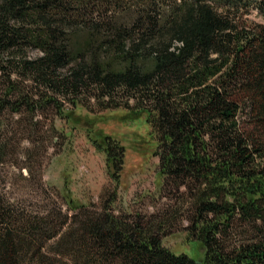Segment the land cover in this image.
<instances>
[{
	"label": "trees",
	"instance_id": "16d2710c",
	"mask_svg": "<svg viewBox=\"0 0 264 264\" xmlns=\"http://www.w3.org/2000/svg\"><path fill=\"white\" fill-rule=\"evenodd\" d=\"M85 92L145 115L167 200L115 212L126 147L106 134L101 207L0 182V264H264V0H0V164L17 125ZM178 230L201 258L164 242Z\"/></svg>",
	"mask_w": 264,
	"mask_h": 264
},
{
	"label": "rangeland",
	"instance_id": "374dc122",
	"mask_svg": "<svg viewBox=\"0 0 264 264\" xmlns=\"http://www.w3.org/2000/svg\"><path fill=\"white\" fill-rule=\"evenodd\" d=\"M251 17L263 19L257 8ZM82 98L84 106L75 108L69 118H61L49 108L40 113L42 123L33 128L22 130L23 124L16 126L20 137L12 140L13 152L0 164V182L7 185L8 195L15 199L18 193L27 191L24 196L31 200L28 192L33 189L30 188L37 185L42 188V184L52 186L55 191L60 188L77 203L93 201L101 207L114 182L108 173L106 154L97 148L96 141L111 134L126 147L119 197L113 204L115 212L156 210L167 199L159 193L158 157L153 154L155 142L145 115L135 116L124 109L99 110L101 104L89 92ZM65 105L72 106L69 101ZM26 168L31 171L29 177L24 175ZM45 196L49 194L43 190L40 201H46ZM60 200L63 202V198ZM163 239L178 253L187 252L195 258L203 256L202 245L189 240L185 230Z\"/></svg>",
	"mask_w": 264,
	"mask_h": 264
}]
</instances>
